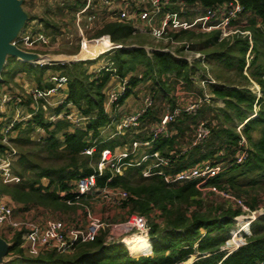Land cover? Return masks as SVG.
<instances>
[{"label":"trees","instance_id":"1","mask_svg":"<svg viewBox=\"0 0 264 264\" xmlns=\"http://www.w3.org/2000/svg\"><path fill=\"white\" fill-rule=\"evenodd\" d=\"M185 1L217 6L229 0ZM238 1L244 6L241 17H247L245 21L247 25L242 30L250 31L251 38L240 34L231 40H221L219 31L206 34V37L196 44L198 47H195L205 55L192 63L171 52L160 50L154 51L150 56L144 43L128 47L131 45L130 39L140 36L129 22L106 23L94 36L97 39L87 40L95 46L108 42L122 45L107 53L113 68L116 69V74L121 78L129 79L128 88L119 100V105L125 102L140 82L147 79L160 87L163 96L168 91V83L180 84L181 87L185 85L189 88L193 81L191 76L200 69V60L210 64L212 69L217 70L219 65L224 64L227 71L233 70V79L225 80L223 76L216 74L219 83H208L212 98L222 100L225 107H207L209 112L199 111L196 115H182L189 120V125H193L204 120H198L200 116L206 118L210 114L211 119L207 120L210 138L185 153L176 149L175 136L161 137L155 142L151 151L160 150L166 155L177 152L174 171H181L202 161L227 164L228 167L217 176L210 178L208 184L230 189L237 193L236 195L243 197L252 209H256L259 205L258 197H252L250 202L243 194H250L251 188H264V0ZM194 32L182 30L174 33L173 37L179 38L186 34L193 36ZM182 51L183 47L177 50L178 53ZM249 52L253 56L248 63ZM12 61L22 66L15 69L12 67L14 63ZM87 62L91 61L35 66L18 61L14 57L8 58L2 73L1 85L9 81L5 77L6 74L13 76L26 73L35 77L38 86L50 87L51 83L43 82L42 77L46 69L54 68L68 77L66 101L73 102L82 115L90 117L84 127H74L67 119H61L56 123L48 122L43 110L40 109L25 126H23L24 122L16 124L14 143L15 141L33 142L30 134L35 129V125L40 126L47 131L48 136L36 143V146L47 151L50 157L68 160L59 167H40L30 159L28 153L20 156L18 160L20 169L16 170L20 181L9 184L0 182V192L1 195H9L12 200L22 204L23 208L28 209L35 205L51 208L59 202L67 205L79 203L78 200L83 196L77 198L75 184L71 181L96 173L98 171L96 165L104 148L115 150L116 146L123 147L127 142L125 136L123 140L121 137L120 139L114 137L120 136L116 135V125L111 127L113 137L111 135L104 137L101 131V128L111 123L104 105L107 99L105 89L113 71L103 69L99 74L94 75L88 71L85 65ZM142 66L143 75H136L135 71ZM171 74L175 77L168 80ZM202 79H207L205 73L202 74ZM253 81L260 86V96L249 87ZM256 107L258 111H255ZM237 122L243 124L241 133L237 130ZM172 124L177 131H184L186 125L190 127L182 118L170 125ZM255 131L259 132L257 136L254 135ZM242 136L246 137L249 143V157L244 163H236L235 156ZM94 145L96 146L94 154L86 155L84 153L86 148ZM0 148L5 147L0 144ZM220 152L224 154L221 155ZM91 160L95 161V165H91ZM34 170L33 177L27 176ZM142 170L143 167H130L126 174L114 175L110 168H106L102 174L97 175V181L101 187L119 186L130 191L131 197L128 201L132 203L133 213L137 212L149 218V235L153 244L149 237L139 240L136 234L125 238L123 240L125 244L118 241L106 242L107 235H99L92 242L78 244L71 253L50 251L32 256L25 254L20 233L9 249L8 255L11 259L0 264H175L186 262L193 255L196 256V260L192 264H264V215L253 222L250 235L247 233L243 235L246 243L229 253L222 247L231 238L230 229L234 220L236 221V217L243 213L240 206L228 202L213 192L208 193L223 199L226 205L224 206V203L217 207L212 206V203L207 205L208 202L200 198L198 180L168 185L162 177L154 176L142 177V181L133 183L130 172L136 171L142 176ZM44 179L47 181L44 182ZM62 192L65 194L63 195ZM69 201L72 203H68ZM154 209L160 211L157 219L163 218V224L156 218L152 220L151 213ZM247 227L245 226L243 230L248 229ZM150 253L152 254L141 255Z\"/></svg>","mask_w":264,"mask_h":264},{"label":"built area","instance_id":"2","mask_svg":"<svg viewBox=\"0 0 264 264\" xmlns=\"http://www.w3.org/2000/svg\"><path fill=\"white\" fill-rule=\"evenodd\" d=\"M46 1L50 4L57 3L64 10H74L81 35H84L83 28L80 25L82 20L85 21L87 19L86 32L99 30L109 22H129L136 29V32L148 34L155 38L157 42L163 41L175 44L179 42L176 41L173 34L179 33L182 30L201 31L203 33L219 31L221 40L230 37L232 34L239 32L233 28V25L244 13V6L238 0H229L217 6H205L199 2L189 3L185 0ZM242 33L251 38L250 31H242ZM13 43L19 48L24 46L28 51L35 52L38 46L50 47L51 39L44 30L24 28ZM121 46L114 43L107 52L111 51L112 48ZM144 47L150 56L156 50L171 52L176 55L168 46L157 48L147 45ZM198 55L201 56L200 54ZM176 56L180 57L179 55ZM51 62L52 60H37L33 65H45L51 64ZM112 65L113 63L108 62L97 70V72L102 69L112 70V76L116 77L114 79L117 80L119 78L115 85H110L109 91H107L109 85L106 87L108 98L105 101L104 110L107 114L113 111L116 112V108L119 106L118 102L126 93L129 83L128 77L121 78L118 76L116 69ZM50 82V87L37 86L27 91L31 94L34 104L30 107V111L27 110L29 112L22 116L20 106L24 101L23 97L18 93L12 94L6 89L0 91V124L6 108L11 104L17 107L14 119L3 128L0 126V144L5 147L4 149L0 148V175L9 174L12 164L19 154L13 141L16 137V124L24 120H31L40 109L43 110L44 117L50 123L67 119L74 127H84L89 121L90 117L82 115L73 102L66 101L68 77L62 74L52 75ZM213 82L215 81L211 77L201 79V83L205 87L208 83ZM211 97V94L205 91L201 99L188 101L183 108L180 106L173 107V109L168 108L157 120L154 119L156 121L149 127L147 137L126 142L125 146L120 150H116L117 147L115 150L104 148L96 165L98 171L91 175L81 176L76 180L75 191L78 193L77 198L87 195H102L108 204L112 206L122 205L131 197L129 191L119 186L106 185L101 187L98 185L97 175L102 174L106 168H110L114 175H124V172L130 167L142 166L143 176H160L168 185L184 184L191 180H198L197 187L201 191H205L206 193L213 192L228 202L240 206L243 213L236 217V221L247 220L251 226L253 221L264 215V206L252 209L243 197L236 195L230 189L208 184L210 178L217 176L228 167L227 164L202 161L181 171H174L175 158L178 156L176 153L166 155L160 150L151 151L159 138L171 136V133L169 134L168 132L171 123L176 122L184 114L196 115L205 102L211 101ZM52 98L55 100H52ZM155 99V93L152 91L143 94L141 106L135 113L119 120V123L116 124V133L121 134V130L123 129L138 128L140 120L145 118V115L154 105ZM49 107H52L55 111L45 114ZM59 107H61L60 110H56ZM111 120L112 122L109 125L112 126L116 122V116L111 118ZM197 127L196 136L193 140L194 145L202 143V141L204 142L207 136L210 135L208 121L201 120ZM242 127L243 124L238 127L240 133ZM39 128V130L45 131L44 128L40 126ZM237 149L235 162L244 163L249 157V143L244 136L241 137ZM95 150L96 146L94 145L86 148L84 153L92 155ZM220 154L223 155L224 153L220 152ZM62 194L64 195L65 193L62 192ZM68 203L71 204L72 202L69 201ZM15 213V207L6 201L4 195H1L0 226L10 228L13 234L20 232L22 245L30 248L33 252L37 250L45 252L56 251L58 253L72 252L78 244L94 241L105 227L102 218L92 212L89 207L85 208L86 224L66 223L55 217H50L44 222L29 219L22 221L18 216L16 217ZM119 228L135 229L140 233L146 234L150 231L148 218L138 213L132 214ZM114 239L106 236V242H112ZM118 242L120 241L118 240ZM245 243L242 244L244 245ZM225 246L224 249L227 248ZM238 246L242 245L237 244ZM175 264H184V262Z\"/></svg>","mask_w":264,"mask_h":264},{"label":"rangeland","instance_id":"3","mask_svg":"<svg viewBox=\"0 0 264 264\" xmlns=\"http://www.w3.org/2000/svg\"><path fill=\"white\" fill-rule=\"evenodd\" d=\"M23 9L25 11L26 17L28 18V21L25 25V28H29V29H40V30H44L51 39V45L50 47H42V46H38L37 50H35V52H37L38 54L42 55V57L39 59L40 61H51V64L49 65H54L56 63H73L72 60L74 59H86L90 60L91 62H87L85 65L88 67V71L93 73L94 75L99 74L101 71L97 70L102 67V65H104L105 63L111 62L108 54L109 52H107L109 49H104L103 48V43L101 46V49L98 46H94L91 43H89L88 40H94L97 39L94 36L97 35V33L99 32L98 29H96L93 32H86V20L80 23L81 27L83 28V32L84 35H81V32L79 30V26L77 24V18L75 16V11L72 9L69 10H64L62 7H60L57 3L54 4H50L48 1L46 0H23L22 3ZM242 16V15H241ZM247 17L245 18L240 17L238 20V22L235 21L233 28L235 30H238L239 32L232 34L230 37H226L224 39L227 40H231L234 39L235 37H237L238 35H244L242 33V28L244 26H246V21ZM214 32V31H213ZM210 32V33H213ZM195 34L193 36H191V34H186L183 35L179 38H175L177 42H179L178 44L175 43H165L163 41H159L157 42L155 40V38L149 36L148 34L145 33H141V32H137V35H140L138 37H134L133 39L129 40V44L128 47H134L137 46L138 43L142 44L144 43L145 46H152V47H157V48H163L165 46H168L173 52H175L176 55H179L180 57H183L185 59H187L189 62H194L197 59H201L203 58V52H201L200 50H198L195 47H198V45H196L197 43H199L201 40H203L206 37V34L209 33H203L201 31H195ZM245 36V35H244ZM84 38V39H83ZM88 39V40H87ZM82 40H83V44H82ZM223 40V39H222ZM193 44L195 46H193ZM181 47H183V51L182 52H177L178 49H180ZM22 50L28 51V49H26L24 46L20 47ZM99 48V49H97ZM113 49V48H112ZM102 51V52H101ZM200 52V53H199ZM98 54V55H97ZM198 54H200L201 56H199ZM249 54V55H248ZM247 54V61L249 63L251 57L250 52ZM97 55V56H96ZM205 55V53H204ZM93 57V58H90ZM203 60H200L199 62H201L200 65V69L196 71V73H194L191 77L193 79L191 85L189 86V88L185 87V85L183 87L179 85H176L175 83H168V91L165 92V96H163V94L160 92V87L156 86V84L151 81L150 79L147 80H143L142 82H140L138 84V86H136L133 89V96L135 97V94L139 95L138 97V101L141 100V104H142V98H143V94H145L148 91H152L155 93V103L154 105L151 107L150 111L148 114H146V118H142L140 120V125L138 126V128H130V129H123L121 130V134H116V135H120V136H114L115 138H119L121 137V139L123 140V136H125V139L127 142H132L133 139H137V138H141L142 133L145 132L146 130L149 129V127L163 114L164 111H166L168 108L173 109V107L176 106H180V107H184L185 104L188 101L191 100H195V99H201V97H203L204 92L207 91L208 93L211 94L210 92V88L208 85H206V87L201 83V79H202V74H206L207 77H211L212 79H214L215 82L213 83H219V81L216 79L215 75L216 74H220L221 76L224 77L225 80H231L233 79V75L232 73L234 72L233 70H229L227 71L226 67L224 64L219 65V68L216 69H212V66L209 64H205L204 62H202ZM14 63H12V67L15 69H19L22 64H19L16 61H12ZM78 62V61H77ZM112 63V62H111ZM36 66H41V65H36ZM11 67L8 66V69ZM113 67V65H112ZM143 71H144V67H139L137 71H135V74L138 76H142L143 75ZM18 73V72H17ZM61 71H57L54 68H48L45 71V74L42 77L43 82H50V77L52 75H58L61 74ZM245 74H247V70L245 68ZM5 77H7V79L9 80L7 83L4 84H0V91H2V89H6L9 92H11L12 94L14 93H18L19 95H21L23 97V103H22V107L20 106V111H21V116L25 115L26 113H28L30 110V107L32 106V104H34V101L32 100V96L30 93L26 92L25 87H27L26 85H28L30 88L33 87H37L38 83L36 82L35 77L29 76L26 73H18L17 75H13L11 76L10 74H6ZM175 76L174 75H169V79H173ZM116 77L112 76L111 78V84L115 85L117 83V80L119 79H114ZM52 82V81H51ZM50 82V83H51ZM110 83L107 84L108 86V90L109 91V87H110ZM34 85V86H33ZM172 85V86H171ZM45 87V86H43ZM205 87V88H203ZM250 89H252V91H254L255 93H257L259 96L261 95V90H260V86L253 81L251 83V85L249 86ZM18 91V92H17ZM106 91V89H105ZM211 96L213 97V95L211 94ZM131 97V98H132ZM211 97V101L204 103L203 107L199 110V111H203V112H209L210 110L207 109V107H213V108H223L225 107V104L222 100H216L214 98ZM106 98H108V95L106 94ZM52 100H55L54 98H52ZM107 101V99H106ZM106 103V102H105ZM132 102H124V104H120L119 106H117L116 108V112L113 111L112 113L108 114L110 118H113L116 116V122L114 123V125H116L117 123H119V120L121 118H124L126 116H128L129 114H132L133 112L135 113L136 111L133 112H128L127 109H130L129 105H132ZM210 105V106H209ZM24 106V107H23ZM141 106V105H140ZM40 107V106H39ZM105 107V105H104ZM16 108L14 107V104H11L9 107L6 108L5 112L2 115V121L0 126L3 128L8 122H11L14 119V115L16 114ZM255 111H258V107L255 108ZM29 110V111H27ZM214 110V109H211ZM55 111L52 107H49L48 110L45 112V114L50 113ZM199 113V112H198ZM153 115V118H150V116ZM184 117V116H183ZM183 117L182 120L185 122V124L188 123L189 125V120L186 119V117ZM46 118V117H45ZM150 118V119H149ZM154 119H156L154 121ZM198 120L200 119H204V120H210V114L207 115L206 118H202L200 116V118H197ZM201 121V120H200ZM199 121V122H200ZM25 124H23V126H25L27 123V120L22 121ZM21 122V123H22ZM112 122V120H111ZM199 122H197V124H190V127H187L184 131H177L176 127L174 126H169L168 128V132L169 134L172 136L176 137V142H175V146L176 149L179 152H185L189 151L190 149L193 148V146H195L193 144V140L195 139L196 136V131L198 129V125ZM238 127L242 126V124H240V122H237ZM111 125H107L105 128H101L102 134L105 137H109L110 135L112 136L113 131L111 129ZM237 127V130H238ZM210 128V127H209ZM39 126L35 125V129L33 130V132L30 134V137L33 139V142L31 143H24V142H18L15 141V146L17 147L19 154L16 157V160L13 162L11 169L9 170V174L8 175H0V182L5 183V184H9V183H18L20 181V177L17 175L18 173L16 172V170L20 169V167L18 166V160L20 158V156L22 154H26L28 153L30 156V159L36 163H38V165L40 167H49V166H54V167H59L65 163L68 162L67 158H56V157H50L48 156L47 151H43L40 149V147H37L36 143H39L40 141H42L44 138H46L48 136L47 131H42L39 130ZM117 130V129H116ZM243 130V127L241 128V131ZM112 131V132H111ZM238 132H240V130H238ZM259 134L258 131L254 132V135L257 136ZM113 137V136H112ZM207 138H210L209 136H207ZM206 138V139H207ZM246 138V137H245ZM91 138H89L90 140ZM92 141V140H90ZM203 142V141H202ZM131 144V143H129ZM125 146V145H124ZM123 146V147H124ZM117 149L116 150H120L122 147L120 146H116ZM168 150V149H167ZM177 154V152H175ZM94 154V153H93ZM92 154V155H93ZM184 154V153H183ZM88 155V154H86ZM90 155V154H89ZM90 155V156H92ZM178 155V154H177ZM91 165H95V161L91 160L90 161ZM137 167V166H135ZM142 167V166H140ZM128 170V169H127ZM126 170V171H127ZM126 171L124 172V174H126ZM143 171V170H142ZM34 171H30V174H27V176H34ZM25 174V175H26ZM142 176H140V174H138L136 171L130 172V178L133 181V183H137L142 181ZM154 177V176H152ZM149 178V177H146ZM47 180L44 179V182H46ZM72 184L76 183V180L71 181ZM177 185V184H176ZM124 188V187H123ZM125 189V188H124ZM250 194H243L244 197H247L249 199V201H252V197L257 196L259 199L258 202V207L260 206H264V188H256V189H252L249 190ZM130 193V191H129ZM131 194V193H130ZM237 194V193H236ZM0 196H1V192H0ZM88 197H81L78 201L80 202L79 204H74V205H67L64 204L62 202H59L57 205L51 207V208H45L44 206H32L31 208H23L22 204H16L17 202H15L14 200L11 199V197L9 195H4L6 201L10 202L14 207H15V214L22 220V221H27L29 220H33V221H37L36 218L43 214L42 212H44V210L50 212L52 215H54L55 218L57 219H61L63 221H68L70 223H80L77 220H79V217L84 215V219L86 218L85 216V208L89 207L91 209L92 212H94L97 216L101 217L103 222L105 223V227L104 229L100 232L99 235H107L108 237H112L115 238L113 241H116L117 239L122 242L125 238L129 237L130 235H135L136 234V238H138L139 240H143L145 238H148L152 241V238L150 237L149 233L145 234L144 236H141L143 233L138 232L135 229H125V228H119L121 225H123L132 214L134 211L132 210V203L131 201L129 202H125L122 205H116V206H112L111 204L107 205L108 202L103 199L102 195H95V196H91V195H87ZM91 196V198H89ZM209 196V197H208ZM200 198L204 199V201L209 205V204H213L212 206L217 207L219 206L221 203L225 206L226 203L224 202L223 199L219 198L216 195H211L209 193H206L205 191H201V195ZM15 202V203H14ZM194 208V207H193ZM203 210H205L203 208ZM34 211L33 215L31 214ZM191 212V211H190ZM189 213V212H188ZM160 214V211H158L157 209H154L153 212L151 213V217L152 220L153 219H157V216ZM191 214V213H189ZM147 217V216H146ZM148 218V217H147ZM151 219V218H150ZM257 220V219H256ZM149 221V218H148ZM157 221H159L160 223L163 221V218H158ZM239 222L234 220V224L232 225L230 232H231V238L227 240L226 243H228L229 241H231L229 244H225L224 246L227 247L226 249H224V246L222 247V249L227 250L229 253L233 252L234 250L238 249L239 246L237 247V244L243 245L242 243L246 242V238L243 235H250V231L252 232V224H251V228L249 229V226L247 227L248 229L243 230L241 229V225L243 223L242 220H238ZM86 221L84 222V224H86ZM242 222V223H240ZM163 224V222H162ZM245 227V226H244ZM11 231V230H10ZM9 231V233H10ZM20 234V232H15L13 235V238H11L10 243H12L16 237ZM0 235L5 238L7 235V231H3L1 226H0ZM235 235V236H234ZM8 236H10V234H8ZM234 238V239H233ZM22 239V237H21ZM117 240V241H118ZM125 244V243H124ZM153 244V241H152ZM22 247L24 248V246L22 245ZM30 248H24L25 254H31L32 256L34 255H39V254H45V251L42 250H37L35 252L30 251ZM71 253V252H68ZM150 254H141V255H151ZM140 256V255H138ZM137 257V256H136ZM196 260V256L193 255V257H191V259L187 260L186 262H184V264H192L193 261Z\"/></svg>","mask_w":264,"mask_h":264},{"label":"water","instance_id":"4","mask_svg":"<svg viewBox=\"0 0 264 264\" xmlns=\"http://www.w3.org/2000/svg\"><path fill=\"white\" fill-rule=\"evenodd\" d=\"M22 3L23 0H0V82L2 81V73L8 63V58L14 57L18 61L31 64L39 60L36 57L38 56L37 52L28 51L34 55L30 58L21 56L20 53H27V51L22 50L13 43L25 28L29 18L26 17ZM84 60L87 59H74L72 62ZM122 242L124 243V241ZM11 246L12 243L0 235V263L11 259V256L8 255Z\"/></svg>","mask_w":264,"mask_h":264},{"label":"crops","instance_id":"5","mask_svg":"<svg viewBox=\"0 0 264 264\" xmlns=\"http://www.w3.org/2000/svg\"><path fill=\"white\" fill-rule=\"evenodd\" d=\"M99 45V47H100V49H101V46H102V44H98ZM98 45H96V46H98ZM95 46V45H94ZM111 82V81H110ZM109 82V83H110ZM111 84V83H110ZM27 87H25L27 90H26V92L30 89V87L28 86V85H26ZM34 86V85H33ZM134 93V92H133ZM132 93V94H133ZM130 95L126 100H125V102H132L133 104L132 105H129V107H130V109H127V111L128 112H133V111H136V110H138V108L140 107V105H141V100L140 101H138L137 99H138V97L137 96H139V95H137V94H135V97H132L133 95ZM132 97V98H131ZM124 104V103H123ZM134 113V112H133ZM132 113V114H133ZM130 115V114H129ZM146 118V117H145ZM150 118H153V115L152 116H150ZM149 118V119H150ZM147 119V118H146ZM171 126H174L173 124L171 125ZM175 127V126H174ZM148 132V130H146L145 132H143L142 133V137L141 138H145V137H147V133ZM85 197H88V196H85ZM89 198H91V196L89 197ZM15 203V202H14ZM80 203V202H79ZM79 203H77V204H79ZM16 204H19V203H16ZM20 205V204H19ZM107 205H109V204H107ZM33 213H34V211L31 213L32 215H33ZM43 214H41V215H39L37 218H36V220L37 221H39V222H44L46 219H48V218H50V217H54V215H52L50 212H48V211H46V210H44V212H42ZM16 217H17V215H16ZM83 217H84V215H83ZM82 216H80L79 217V220H77L78 222H80V223H82V224H84V222L86 221V218L84 219ZM65 222L66 223H70V222H68V221H66L65 220ZM2 228V230L3 231H7V235H6V237H5V239L8 241V242H10L11 241V238H13V231L11 230L10 231V228H4V227H1ZM9 231H10V233H9ZM8 234H10V236H8ZM10 240V241H9ZM23 248V247H22ZM24 248H26V247H24ZM23 248V249H24ZM27 255H31V254H27Z\"/></svg>","mask_w":264,"mask_h":264},{"label":"bare ground","instance_id":"6","mask_svg":"<svg viewBox=\"0 0 264 264\" xmlns=\"http://www.w3.org/2000/svg\"><path fill=\"white\" fill-rule=\"evenodd\" d=\"M114 43H111V42H108V43H103V48L104 49H110L112 46H113ZM99 49V48H97ZM102 52V51H101ZM19 54V53H18ZM21 56L23 57H26V58H30V57H33L34 55L32 54V52H28L27 53H20ZM38 56V59H40L42 56L40 54H37ZM78 59H81V58H78ZM242 223V222H241ZM244 226H249V229H250V222H248L247 220L243 221L242 223V227L241 229L244 228ZM146 233H143L141 236H144Z\"/></svg>","mask_w":264,"mask_h":264}]
</instances>
